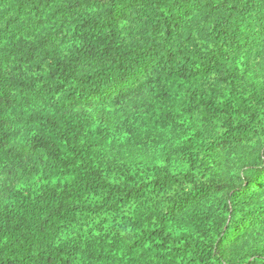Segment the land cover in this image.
I'll use <instances>...</instances> for the list:
<instances>
[{"label":"trees","instance_id":"16d2710c","mask_svg":"<svg viewBox=\"0 0 264 264\" xmlns=\"http://www.w3.org/2000/svg\"><path fill=\"white\" fill-rule=\"evenodd\" d=\"M0 264H264V0H0Z\"/></svg>","mask_w":264,"mask_h":264}]
</instances>
